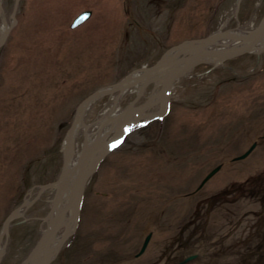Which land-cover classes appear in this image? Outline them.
<instances>
[{"label": "rangeland", "instance_id": "1", "mask_svg": "<svg viewBox=\"0 0 264 264\" xmlns=\"http://www.w3.org/2000/svg\"><path fill=\"white\" fill-rule=\"evenodd\" d=\"M14 4L0 0V27L8 24L0 46V234L10 212L31 204L4 234L0 264H24L51 213L57 231L49 245L59 240L50 264H264V45L178 76L167 113L132 128L97 161L62 219L52 209L56 187L38 194L63 173L65 138L91 94L181 43L252 32L264 0H20L15 20ZM86 10L92 15L73 26ZM240 42L221 38L209 48ZM163 85L139 80L100 95L85 112L73 159L87 132L107 133L104 140L115 133L103 116L122 117L130 106L133 119L158 112L161 101L142 105ZM254 142L247 157L233 159ZM37 258L42 264L43 253Z\"/></svg>", "mask_w": 264, "mask_h": 264}, {"label": "water", "instance_id": "2", "mask_svg": "<svg viewBox=\"0 0 264 264\" xmlns=\"http://www.w3.org/2000/svg\"><path fill=\"white\" fill-rule=\"evenodd\" d=\"M19 1L20 0H15L14 9L12 12V17L14 18V20L16 19V11L18 8ZM91 14H92L91 10H86V11L82 12L80 15H78L75 18L72 25L77 26V25L81 24L86 19H88L91 16ZM227 35H228L227 33L218 34V35L214 34V35L207 36L205 38L193 40V41L186 42V43H181V44L175 46L176 49L188 48V49L192 50L193 56L182 67L178 68L175 72H173L170 75V77L167 79L166 83H164L162 89L158 93V94H162V99H161L162 108L158 112H156L154 114H149V115L145 116L144 118L139 115L136 117V119H134L133 121H129V123H128V116H130V114L134 108L133 106H130L127 110H125L123 112V114H122L123 121H122L121 125L119 126V128L117 129L116 133L113 136H111L103 144H101L98 147L82 154V156L78 159V161H77L78 167H77L76 174L73 171L69 176V179L73 178V182L71 185H68L69 179L64 178V175L62 173L61 176L57 180H55L54 182H51L48 184H43L40 186L38 194H42L48 188L56 187V194H55L52 209L54 212H56L57 218L62 219L63 214L68 210V208L71 205H73L75 201L81 200L85 186H86V183H87V180H88L89 176L92 174V172L94 171L96 164H97V161L102 156H104L105 153L107 152L108 145H111L112 143H115V144L118 143L123 138V136H125L126 133L128 131H130L132 128H135V127L140 126V125H144L154 118L162 117L168 111V109L170 107L171 91L173 88V84H174V81L176 80V78H178V76L180 74L189 71L191 68H193L198 63L205 62L206 60H205L204 56H214L216 58L224 60V59L235 57V56H238V55L243 54L245 52L251 51L256 44L262 42V40L264 38V16L262 17L259 25L256 28L255 34L251 35L249 38L247 36H242V35L236 36V38L244 40V44L238 48H234L232 50L226 51V50L219 49V48H211L210 49V48H206V47L202 46L204 44H209L212 40H214L216 38H223ZM7 36H8V31L6 30L1 35L0 46L2 44H4ZM171 64H172V61L166 62V60L164 58H161L160 60H158L155 63V65L148 68V70L149 71L164 70V69L168 68L169 65H171ZM129 79H130V77H125L115 87H108V88H102V89L97 90L96 92L91 94L83 102L82 106L85 108H88L90 106V104H92V102L94 100H96L100 95H102L106 92H113L115 90L121 89L120 86L122 84H127ZM151 99L152 98H150L145 104H143L142 107L148 106ZM76 121H77V118L75 119V122ZM75 122L71 126V128L69 129V132L66 136L65 144L62 147V151L64 152V155H65V157H64V165L65 166L68 163V159H69L68 158V148L66 145H67V143L70 142L69 135H70V133H72ZM256 145H257V142H254L246 152L235 157V159H242V158L247 157L252 152V150L256 147ZM96 151H100V153L94 161V166H92V167L90 166L89 170L85 171L84 167H85L86 160H88V157L92 153H96ZM220 168H221V165H218L215 168H213L205 176V178L202 180V182L200 183L198 188H201ZM64 179L67 181L66 183L64 182L65 181ZM66 192H68L70 194L73 193V196L69 197L67 199L69 203L65 207H63L61 202L63 201V193H66ZM37 198H38V196H37ZM37 198H35V199H37ZM30 204H31L30 201L25 200L15 210L10 212V214L6 218L5 224H4L3 229L1 231V234H0V243L2 242V238H3L4 234L7 233L8 229L11 225V222L16 217L20 216L21 211L25 207L29 206ZM49 218L51 220L47 226V230L44 232V235L42 236L37 248L35 249V252L33 253L37 257H38L39 253H43L44 261L42 262V264H50V262L53 258V248L51 247V245H49V243L51 240L56 238L55 234L57 231V227L55 224L56 218H54L52 213L49 215ZM64 237L65 236H63V238ZM151 237H152V232H150L146 236L140 251L137 253L138 256L141 255L146 250V248L150 242ZM2 254H3V252L2 253L0 252V261L2 258ZM31 256H32V254H31ZM31 256H30V258H31ZM194 257H195L194 255L189 256L188 258L183 260V263L193 259ZM28 260H26L24 264H27Z\"/></svg>", "mask_w": 264, "mask_h": 264}, {"label": "bare ground", "instance_id": "3", "mask_svg": "<svg viewBox=\"0 0 264 264\" xmlns=\"http://www.w3.org/2000/svg\"><path fill=\"white\" fill-rule=\"evenodd\" d=\"M0 14H1V10H0ZM7 29H8V24L4 20V23L0 27L1 34H3ZM240 34H242L241 31H231V33L229 34L230 35L229 38L230 39L232 38L235 40V39H237L236 36L240 35ZM253 34H255V32L251 33V35H253ZM250 36H247V37L249 38ZM213 42H216V41L212 40L210 42V45ZM243 43H244V41L242 42V44ZM263 45H264V41L262 42V44L259 47H263ZM202 46L205 47V45H202ZM240 46H242L241 43H238V45H236V48H238ZM206 48H209V47L206 46ZM234 48H235V46H234ZM254 49L258 50V45ZM228 50H232V48L228 49ZM188 51L192 52V50L187 49V48H184V49L183 48L182 49L174 48L173 50H171L170 52H168L164 56V59L166 60V62L172 61V65L169 67L168 71L165 74L158 72V71H149L147 69L143 70L141 72H137V73L132 74L130 76L128 83L122 85L121 89H126L127 87H131L132 85H135L136 82L138 83L139 80L142 81L143 84H146V83L151 82L153 80H156L157 82L163 81V83H166L167 79L170 77V75L173 72H175L178 68L182 67L187 61H189L191 59V57L193 56V53L187 54ZM181 54H183L182 58H180ZM204 57H205L206 62L217 61V58L214 56H204ZM161 97H162V94H156L154 96V98L151 99L150 102L158 101V98H161ZM87 109L88 108H85L83 106L79 108L78 116L76 117L77 121L75 122L72 133H70V135H69L70 142L67 143V145H66L68 148V158L69 159H68V163L66 164V166L64 168L63 175H64V178H67V179H69V176L73 171L76 174L77 167H78L77 161L82 156V154H84L85 152L90 151V150L98 147L99 145L103 144L106 141V140H104L106 138V135H108L107 133L101 132L97 135V137H92L91 133L87 132V135H86L87 141L84 145V149L77 154L76 160L73 159V145L75 142V137H76V134L78 133V131L81 130L82 126L86 127V125H85L86 123L84 121V115H85V112ZM122 121H123V118L121 119L120 115L119 116L115 115V113H109L108 115H105L99 119V122L103 125L111 124L110 129H114L116 127L118 128V126L122 123ZM129 121H133V117L128 116V123H129ZM102 134H104V135H102ZM99 153H100V151H96V153H92L93 155H90L88 157V161L86 162V166L88 168L90 166L91 167L94 166V161L97 158V156L99 155ZM85 171H86V169H85ZM71 179L73 181V178H71ZM64 182L66 183L67 181L65 180ZM68 192L63 193V200L64 201L70 197V193H68ZM58 240H59V237H57L56 242H54L53 245H51L52 248H54V246L56 245ZM3 248L4 247L0 243V252L1 253L3 252ZM27 264H39L37 256L35 254H32V256L28 260Z\"/></svg>", "mask_w": 264, "mask_h": 264}]
</instances>
